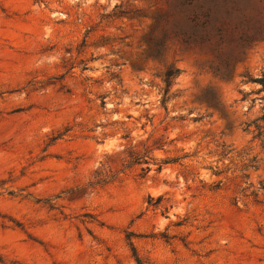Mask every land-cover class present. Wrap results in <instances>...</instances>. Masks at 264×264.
I'll list each match as a JSON object with an SVG mask.
<instances>
[{"label":"rangeland","instance_id":"obj_1","mask_svg":"<svg viewBox=\"0 0 264 264\" xmlns=\"http://www.w3.org/2000/svg\"><path fill=\"white\" fill-rule=\"evenodd\" d=\"M166 1L0 0V264H264V37L217 71Z\"/></svg>","mask_w":264,"mask_h":264},{"label":"trees","instance_id":"obj_2","mask_svg":"<svg viewBox=\"0 0 264 264\" xmlns=\"http://www.w3.org/2000/svg\"><path fill=\"white\" fill-rule=\"evenodd\" d=\"M166 4V12L156 18L153 30L160 35L159 44L175 39L186 47L212 54L218 62L214 66L217 71L226 70L264 37L262 0H167ZM177 72L167 71L166 78ZM254 81L264 88V74Z\"/></svg>","mask_w":264,"mask_h":264}]
</instances>
